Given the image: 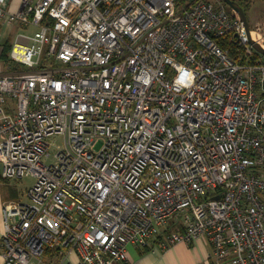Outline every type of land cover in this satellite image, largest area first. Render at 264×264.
<instances>
[{
    "label": "built area",
    "instance_id": "obj_1",
    "mask_svg": "<svg viewBox=\"0 0 264 264\" xmlns=\"http://www.w3.org/2000/svg\"><path fill=\"white\" fill-rule=\"evenodd\" d=\"M7 4L0 22L38 29L0 75L2 176L35 179L1 207L3 264H114L202 236L212 264H264L259 28L222 0Z\"/></svg>",
    "mask_w": 264,
    "mask_h": 264
},
{
    "label": "crops",
    "instance_id": "obj_2",
    "mask_svg": "<svg viewBox=\"0 0 264 264\" xmlns=\"http://www.w3.org/2000/svg\"><path fill=\"white\" fill-rule=\"evenodd\" d=\"M38 1L39 0H29L31 4H36ZM23 6L24 0H8L7 11L15 13L21 10ZM251 8L253 11L255 2H253ZM31 26H34L36 28L35 31H37L38 27L31 23H12L4 19L0 22V60L2 59L1 54L4 51L5 45H9L12 50L17 40L23 39L24 35H33L35 33L29 34L25 32V30L29 29ZM2 60L5 62L4 59ZM16 200L19 199L15 197V192L12 189L10 180H5L2 176V163L0 162V225L2 222V205ZM152 244L153 247L151 249H145L136 244H128L127 260L116 261L114 264H212L211 254L213 251V244L206 236L196 239L192 244L186 242L176 243L168 249L160 248L156 240H154ZM3 262V254L0 251V264H3Z\"/></svg>",
    "mask_w": 264,
    "mask_h": 264
},
{
    "label": "rangeland",
    "instance_id": "obj_3",
    "mask_svg": "<svg viewBox=\"0 0 264 264\" xmlns=\"http://www.w3.org/2000/svg\"><path fill=\"white\" fill-rule=\"evenodd\" d=\"M214 3H218L220 0H210ZM255 2V8L252 11V8L250 9V11L248 12V20L250 22V25L253 27H251L252 29H258L259 32H261L262 34H264V2L263 0H254ZM226 7L229 9L231 8L230 5H228L227 3H225ZM254 18V20H253ZM256 23V25H255ZM258 23V25H257ZM35 27L31 26L29 29L25 30V32L29 33V34H33L35 32ZM10 55V53H9ZM8 65H9V60L3 62V60H0V75L1 74H5L8 72ZM21 69L23 70H28V69H38V67L36 68H30L28 66H23L18 64ZM49 141L52 142V144L50 145L49 151H50V155L49 156H45L44 157V161L47 163H52L56 160V152L58 150L57 145L58 144H62L63 142V137L60 135L57 136H52L49 138ZM103 144L102 140H99L98 143L95 146V149L98 150ZM35 179L33 176H25L21 179H14V180H10L12 189L15 192V197H17L19 200L21 199V201H29L30 197L28 195V190L32 187V185L34 184ZM17 201V200H16Z\"/></svg>",
    "mask_w": 264,
    "mask_h": 264
},
{
    "label": "water",
    "instance_id": "obj_4",
    "mask_svg": "<svg viewBox=\"0 0 264 264\" xmlns=\"http://www.w3.org/2000/svg\"><path fill=\"white\" fill-rule=\"evenodd\" d=\"M222 1H224L225 3L230 5L231 8H233L235 11H237L240 14V17L242 18L248 32L250 33L251 25H250V22L248 20V15L246 14L242 5L239 2H237L236 0H222ZM250 42L257 51L264 54V48L260 45V43H258L256 40H254L251 36H250ZM216 197L219 198V196H216Z\"/></svg>",
    "mask_w": 264,
    "mask_h": 264
},
{
    "label": "trees",
    "instance_id": "obj_5",
    "mask_svg": "<svg viewBox=\"0 0 264 264\" xmlns=\"http://www.w3.org/2000/svg\"><path fill=\"white\" fill-rule=\"evenodd\" d=\"M236 1L242 5L246 14L248 15V12H249L254 0H236ZM231 47H232V45H231ZM10 50H11V47L9 45H5L4 51L1 54V58L4 59L5 61H8L10 59L9 58V52H11ZM14 66H15V68L17 66L19 67V65L17 63H15ZM151 248H152V246H149V247H146L145 249H151Z\"/></svg>",
    "mask_w": 264,
    "mask_h": 264
},
{
    "label": "bare ground",
    "instance_id": "obj_6",
    "mask_svg": "<svg viewBox=\"0 0 264 264\" xmlns=\"http://www.w3.org/2000/svg\"><path fill=\"white\" fill-rule=\"evenodd\" d=\"M252 25V24H251ZM256 25V24H255ZM257 25H258V23H257ZM252 27V26H251ZM253 28V27H252Z\"/></svg>",
    "mask_w": 264,
    "mask_h": 264
}]
</instances>
